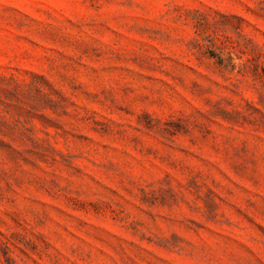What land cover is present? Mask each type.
Wrapping results in <instances>:
<instances>
[{"label":"rangeland","instance_id":"rangeland-1","mask_svg":"<svg viewBox=\"0 0 264 264\" xmlns=\"http://www.w3.org/2000/svg\"><path fill=\"white\" fill-rule=\"evenodd\" d=\"M0 264H264V0H0Z\"/></svg>","mask_w":264,"mask_h":264}]
</instances>
